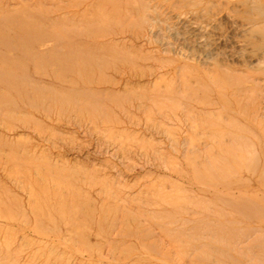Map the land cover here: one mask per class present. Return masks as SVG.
Wrapping results in <instances>:
<instances>
[{"label": "rangeland", "instance_id": "1", "mask_svg": "<svg viewBox=\"0 0 264 264\" xmlns=\"http://www.w3.org/2000/svg\"><path fill=\"white\" fill-rule=\"evenodd\" d=\"M0 264H264V0H0Z\"/></svg>", "mask_w": 264, "mask_h": 264}]
</instances>
